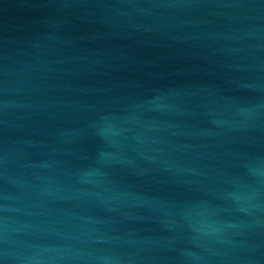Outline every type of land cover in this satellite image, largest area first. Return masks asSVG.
<instances>
[{"label": "water", "instance_id": "water-1", "mask_svg": "<svg viewBox=\"0 0 264 264\" xmlns=\"http://www.w3.org/2000/svg\"><path fill=\"white\" fill-rule=\"evenodd\" d=\"M264 11V0H0V20Z\"/></svg>", "mask_w": 264, "mask_h": 264}]
</instances>
